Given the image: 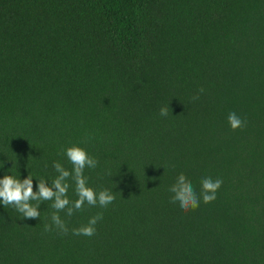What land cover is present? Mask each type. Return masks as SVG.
<instances>
[{
    "label": "trees",
    "instance_id": "obj_1",
    "mask_svg": "<svg viewBox=\"0 0 264 264\" xmlns=\"http://www.w3.org/2000/svg\"><path fill=\"white\" fill-rule=\"evenodd\" d=\"M72 145L115 200L60 212L67 234L52 201L0 203V264H264V0H0V179L38 190ZM181 173L215 201L171 203Z\"/></svg>",
    "mask_w": 264,
    "mask_h": 264
},
{
    "label": "clouds",
    "instance_id": "obj_2",
    "mask_svg": "<svg viewBox=\"0 0 264 264\" xmlns=\"http://www.w3.org/2000/svg\"><path fill=\"white\" fill-rule=\"evenodd\" d=\"M203 92V89H200ZM195 99V97H194ZM169 107L162 106L160 115L166 117ZM228 123L233 130L245 126L246 122L242 120L235 112L228 115ZM65 155L72 165L71 170L66 169L59 161L55 162L53 167L57 173L51 183L46 179H38V190H34L33 177L29 173L27 178H17L11 174H6L0 179V203L6 208L13 206L25 219L40 218V202L52 201L51 208L55 211L51 215L52 225L63 234H67L68 228L65 221L61 218L60 212H65L67 216H72L76 211H82L84 205L107 207L115 200L114 194L103 189L97 192L89 186L88 178L84 175L86 168L95 169L98 161L90 156L87 150L79 145H72L65 151ZM111 175V173H108ZM71 181L75 185V194L77 199L71 200L68 197V191L71 187ZM223 184L222 179L205 177L201 179V192L197 194L192 183L181 173L176 182L170 186L169 191L173 194L170 198L171 203H178L180 208L187 212L190 209H196L200 205L201 198L205 204L215 201L217 191ZM33 201L36 203L34 204ZM103 219V214L98 213L91 217L86 225L72 230L74 235H84L91 237L96 232V224ZM52 225H45V231H50Z\"/></svg>",
    "mask_w": 264,
    "mask_h": 264
}]
</instances>
